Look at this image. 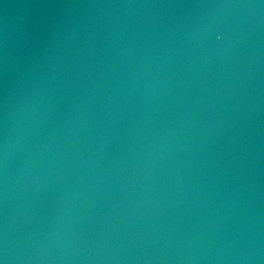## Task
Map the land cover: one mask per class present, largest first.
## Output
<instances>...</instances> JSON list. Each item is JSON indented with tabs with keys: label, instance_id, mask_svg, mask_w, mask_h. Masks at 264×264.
I'll list each match as a JSON object with an SVG mask.
<instances>
[{
	"label": "water",
	"instance_id": "obj_1",
	"mask_svg": "<svg viewBox=\"0 0 264 264\" xmlns=\"http://www.w3.org/2000/svg\"><path fill=\"white\" fill-rule=\"evenodd\" d=\"M0 264H264V0H0Z\"/></svg>",
	"mask_w": 264,
	"mask_h": 264
}]
</instances>
